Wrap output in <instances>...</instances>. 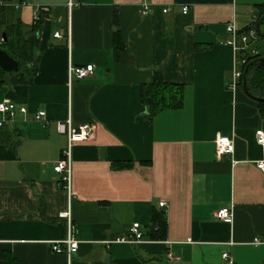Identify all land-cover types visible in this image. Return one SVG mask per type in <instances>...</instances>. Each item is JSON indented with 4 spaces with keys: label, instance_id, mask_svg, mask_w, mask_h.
I'll list each match as a JSON object with an SVG mask.
<instances>
[{
    "label": "crops",
    "instance_id": "crops-1",
    "mask_svg": "<svg viewBox=\"0 0 264 264\" xmlns=\"http://www.w3.org/2000/svg\"><path fill=\"white\" fill-rule=\"evenodd\" d=\"M2 4L21 31L36 34L24 62L31 77L0 86V101L25 109L0 126V264H228L223 253L230 264H264V173L255 167L264 145L253 135L264 133V117L235 83L239 64L225 33L227 23L253 25L264 0ZM68 65L93 72L67 83ZM155 69L181 86V102L147 120L139 91ZM37 112L44 115L35 120ZM67 116L73 128H92L70 148L68 190L52 170L66 147L55 123ZM218 136L233 143L219 159ZM220 208L230 216L215 218ZM156 217L165 223L159 240L147 233ZM132 223L142 239L116 241ZM69 227L78 245L67 260L49 242Z\"/></svg>",
    "mask_w": 264,
    "mask_h": 264
},
{
    "label": "trees",
    "instance_id": "trees-1",
    "mask_svg": "<svg viewBox=\"0 0 264 264\" xmlns=\"http://www.w3.org/2000/svg\"><path fill=\"white\" fill-rule=\"evenodd\" d=\"M6 1L0 0V50H4L9 56L11 55L10 57L16 59L22 66L14 74H6L0 70V86L24 83V77H31L33 68H28L24 62L31 57L29 50L34 45L36 34H34L35 27L30 28L28 32L21 31V26L17 23L14 10L2 4ZM261 8L263 9L264 7L261 6ZM263 21L264 18L260 17L252 25L262 41L264 40V35L259 32L257 26ZM113 24L116 25V19ZM2 34L4 37H2ZM259 45L255 47L257 51L255 56L245 57L243 64L240 66L239 80H245L246 92L250 98L261 99L255 102L260 115L264 117V101L262 100L264 99L262 93L264 86V60L252 62L257 58L264 57V42H260ZM113 49L115 51L121 49L117 29L113 33ZM242 56L239 55V58ZM247 64L249 65L247 66ZM181 89L180 85L164 82L159 69H155L151 81L140 86L141 115L145 119L151 120L162 110L178 108L181 102ZM164 230V219L156 217L153 218L147 233L151 239L159 240L163 239Z\"/></svg>",
    "mask_w": 264,
    "mask_h": 264
},
{
    "label": "built area",
    "instance_id": "built-area-1",
    "mask_svg": "<svg viewBox=\"0 0 264 264\" xmlns=\"http://www.w3.org/2000/svg\"><path fill=\"white\" fill-rule=\"evenodd\" d=\"M73 4L68 1L67 7L70 9ZM13 8H17L16 5H13ZM141 15H146L149 12V6L146 4L141 5ZM168 11L167 8L162 9V13H166ZM185 12V8L182 9V13ZM225 33L228 35V40L226 44L229 45L233 51L236 52L237 57L236 61L239 64V70L235 71L233 76L235 79V83L237 84L240 78V66L243 64L245 57H252L257 54L254 46L258 42H264V40H260L258 37L255 28L252 25H248L243 28V30H237L232 23H227L225 25ZM54 38L59 37L58 33L53 34ZM238 43V45H237ZM239 55H243L239 58ZM93 67L90 65H86L84 67H72L67 66L66 77L67 83H70L72 80H81L85 77H88L92 74ZM15 113H25V109L23 107H15L12 103L7 100L0 101V126L7 119H10L14 116ZM43 112H37L34 115V119L38 120L43 117ZM55 130L58 134L65 135L66 137V147L61 152V159L58 160L53 166L52 170L54 173L63 174L61 176V181L64 184V187L69 189V174H70V148L75 143H80L86 141L90 134L92 128L90 126L82 125L73 128L71 126V122L69 117L67 116L62 121H57L55 123ZM255 143L258 146L264 145V133L257 129L253 133ZM233 143L232 140L218 136L214 140V152L217 159H219L223 155H229L232 153ZM255 167L262 173H264V160L258 161L255 164ZM159 207L164 206V202H158ZM61 215H66L65 213ZM215 218H227L230 216V211L226 208H220L216 210L214 213ZM67 217V215L65 216ZM68 218V217H67ZM143 233L140 230V226L137 223H132L128 229V236L116 238V241H124V242H138L142 239ZM262 243V241L258 238H253L252 244L257 245ZM78 245V241L74 238L72 234V230L69 227L67 229L66 235L59 239L53 240L49 242L50 250L54 253L64 254L66 259L70 257V255L76 251ZM221 257L227 260V263H231L230 256L227 253H223ZM167 258L170 260L172 256L167 254Z\"/></svg>",
    "mask_w": 264,
    "mask_h": 264
},
{
    "label": "water",
    "instance_id": "water-1",
    "mask_svg": "<svg viewBox=\"0 0 264 264\" xmlns=\"http://www.w3.org/2000/svg\"><path fill=\"white\" fill-rule=\"evenodd\" d=\"M261 18H264V15ZM2 37H4L3 34H2ZM262 60H264V57L257 58L252 62H258V61H262ZM249 64H247V66ZM0 70L6 74L16 73L19 70L18 62L16 60H14L12 57H10L4 50H0ZM241 87H242L243 91L247 94L244 79L241 80ZM253 100L259 101L261 99L253 97ZM262 100L264 101V99H262Z\"/></svg>",
    "mask_w": 264,
    "mask_h": 264
},
{
    "label": "rangeland",
    "instance_id": "rangeland-1",
    "mask_svg": "<svg viewBox=\"0 0 264 264\" xmlns=\"http://www.w3.org/2000/svg\"><path fill=\"white\" fill-rule=\"evenodd\" d=\"M259 30H260V33L264 35V21L263 23H261V25H259Z\"/></svg>",
    "mask_w": 264,
    "mask_h": 264
}]
</instances>
